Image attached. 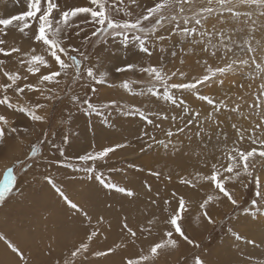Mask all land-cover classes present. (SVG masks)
Returning a JSON list of instances; mask_svg holds the SVG:
<instances>
[{
    "label": "rangeland",
    "instance_id": "1",
    "mask_svg": "<svg viewBox=\"0 0 264 264\" xmlns=\"http://www.w3.org/2000/svg\"><path fill=\"white\" fill-rule=\"evenodd\" d=\"M58 2L62 7L66 4L84 6L87 0H58ZM152 3L153 0H137V3L125 0L126 6L132 10L134 15H138ZM25 10L26 0H19V2L17 0H0V17L6 18ZM259 17L254 19L251 16V19L257 21ZM116 18L127 17L121 13ZM236 23L235 27H242L240 22ZM257 23H264V19H260ZM243 26L245 31L238 32V40H236L241 44V47H244L242 38L247 34L246 26ZM216 27L219 28L220 25L216 24ZM26 32L27 35L19 32L15 27L10 28L6 36H0L6 41L2 47L5 49L18 47L22 52H28L35 47L37 54H44L41 46L34 44L29 39L32 35L31 30H26ZM261 32H264V29L258 30L254 35L263 36L258 34ZM68 35L71 39L67 43L81 46V38L75 36V29ZM161 35L167 37L168 33L162 31ZM233 38L235 39V36ZM252 42L255 44V39ZM175 44L176 40L172 38L150 43L149 47L153 50L150 60L146 56L133 55L138 52L134 41H130L128 46H123L117 39L103 44L102 47L98 45L97 49L89 47L90 61L86 62L85 66H91L94 70H98L97 75L100 72L108 73L107 82L98 86L96 94L92 93L91 87H85L83 81L73 83L71 76L66 80L63 76L59 78L61 80V84L58 86V89L61 90V100L59 101H44L39 93L29 92L27 89L20 96H17L14 90H8L7 93L0 90V98L7 94L14 105L31 106L38 99L39 102L48 104L46 109L37 110L38 115L47 116L46 124L33 122L24 113L16 111L15 107L8 109L5 105H0V115H5L9 125L18 129L17 133L6 132L4 140L0 141V167L12 159L15 160L12 161L14 163L17 159L31 163L32 161L27 160L26 153L29 152L33 144H36L38 151L45 158L38 160L27 175L20 171V166L16 163L11 166L23 194L10 199L6 206L0 207V233L6 235L23 251L24 256L28 257L25 258L26 261L21 260L22 264H44L47 259H53V254L49 251L58 255L54 261L55 264L57 261L59 264H63L66 258H70V252L81 242H87L90 249L86 259L80 258L83 260V264H121L123 258L138 255L142 248L149 247L152 240L159 239L165 229L164 218L178 206L180 196L185 198L187 208L182 220V227L185 234L194 243L187 244L180 241L178 248L162 250L154 264H194L197 256L203 259L205 264H264V216L257 215L256 218H253L252 215L245 214L243 211L244 208L251 209L250 202L255 199L253 195L254 183H249L247 177L230 182V185L228 183L227 186L235 193L240 207L234 210L226 199L214 202L210 205L209 212L216 223L209 224L201 216L199 205L207 195V188L211 192L212 190L207 184L201 187L204 182H197L195 179L198 172H207L211 164L217 162V158L222 157L223 153L234 145L242 149L250 150L252 147H256L259 150L260 146L251 145L247 137L241 144L232 124H237L241 129H249L258 122L255 113L251 114V119L245 120L243 117L248 116L251 112L248 104L254 101V93L258 92L261 78L255 80L259 76L253 71L254 65L240 72V77L235 79L234 85L243 88L239 93L243 95V98H247L244 101L239 94L234 93L233 84L229 85L230 88L226 87L223 77L217 78L213 84L198 86L200 94L210 97L215 102L225 100L229 109L215 113L212 116V121L203 126L202 140L195 137L197 131L195 125L187 128L184 133L167 137L165 133L169 129L175 132L176 127H183L187 119L191 117V113L199 112L200 119L205 120L208 113L213 111L212 106L197 99L193 93L176 92L177 98H184L191 110L190 113L185 114L182 109L163 100L162 86H157L161 93L159 99L148 95L146 74L139 72L135 74L116 73L114 69L121 65L126 58L139 62L141 66H147L149 63L157 64L162 60L167 72L179 69L184 71L188 78H192L203 74L206 68L205 59H207L208 65H210L209 61H212L213 67L223 66V60L219 57H205L199 47L193 49L185 46L186 50L183 52H180L177 47L178 56L173 59L170 56V51ZM244 55L247 58L248 54ZM259 55L257 53L256 58ZM0 59L5 62L2 67L6 71L18 72L22 77L29 76L26 81L19 80L18 85L37 83V77L27 74V66H21L19 63L23 59L20 54L13 53L7 57L0 55ZM181 60L184 61L183 64L180 63ZM42 71L47 72L46 69H42ZM219 79H223V85L219 83ZM125 80L131 83V92L122 88V82ZM7 82L3 73H0V84ZM214 84L216 87H213ZM230 89L232 90L230 91ZM70 95H79L81 98L91 97L92 102L98 104L116 99L126 107L134 105L146 112L153 113L150 118L154 123L147 124L138 115L119 110L105 111L102 116H88L84 114L83 109L78 110L69 102ZM238 102H240V110L235 113L230 111ZM161 112L168 116L167 120L157 118L155 113ZM173 115L177 117L175 122L171 119ZM216 120L220 121L219 126L214 123ZM157 123L161 124L160 128L155 127ZM44 128L50 134L55 132L54 141L57 147L65 149V157L61 159L76 157L87 150H98L96 148L100 149L114 143H127V148L118 149L115 154H110V159L101 162L104 167L100 168L99 172H103L112 183L134 191V197H125L115 191L103 189L94 179H89L83 173L49 165L48 161L60 157L59 153L51 149L50 146L39 144V139L42 138L41 129ZM144 131L148 135L142 137L141 133ZM65 134L69 136L68 144L61 142ZM190 137L192 138L190 139ZM141 159L147 162L142 163ZM205 161H207V167H205ZM221 162L226 164V161ZM130 163L139 165L142 171L129 168ZM252 165L254 168L251 167ZM180 167H182L180 170L182 174H179ZM110 168L111 171H109ZM250 168L254 176H259L262 185H264V159L258 155L250 158ZM150 172L160 173L159 178L151 175ZM43 174L54 177L65 194L88 211L92 218L90 223L83 214L78 215L66 207L63 200L45 184ZM182 176L192 179L195 187L181 184L179 180ZM242 181L248 183L247 188L243 187ZM145 182L151 185V191L145 187ZM29 188L31 189L29 190ZM157 193H159L158 196ZM173 193H176L175 199ZM192 193L199 195L198 202L196 199L192 201L194 196ZM152 200H156L157 203L153 204ZM165 200H168L169 204L165 205ZM55 205L57 208L61 207L63 212L56 214ZM251 211L255 212L256 210L251 209ZM50 217L52 218L50 219ZM125 219L129 227L137 231L135 243L122 230ZM149 220H153V225L148 224ZM98 221L100 222L98 223ZM64 222L65 224H62ZM60 226L63 228L59 229ZM141 226H144L145 229L151 227V236H148L147 230L141 233ZM230 227L240 234L241 239L237 240L227 232ZM94 230L97 231V236L88 241L87 236ZM248 240H254L256 243L249 244ZM27 247L28 249L33 248V256L25 253ZM44 247L46 249H43ZM109 248L112 249V253L106 256L96 257L91 254L96 251H107ZM9 256L18 259L7 249L6 244L0 241V263ZM77 264H80L79 260Z\"/></svg>",
    "mask_w": 264,
    "mask_h": 264
},
{
    "label": "snow or ice",
    "instance_id": "2",
    "mask_svg": "<svg viewBox=\"0 0 264 264\" xmlns=\"http://www.w3.org/2000/svg\"><path fill=\"white\" fill-rule=\"evenodd\" d=\"M129 2L137 3V0H129ZM137 6L139 5L137 4ZM253 6L260 9L259 16L264 17V0H153L152 5L142 10L138 15H134L132 10L126 6L125 0H87L84 6L66 4L63 7L58 0H26V10L22 13L10 15L6 18L0 17V36H6L8 30L12 27L17 28L19 32L25 35H27L26 30H31L32 35L29 39L34 44L40 45L44 54H37L35 47L28 52H22L18 47L5 49L2 45L6 41L0 38V55L7 57L13 53L20 54L23 59L19 63L21 66H27V74L37 77V83L18 85L19 80L26 81L29 76L24 75L22 77L18 72L6 71L2 67L5 63L4 60L0 59V73H3L8 81L0 84V90H3L4 93H7L8 90H14L15 94L20 96L27 89L29 92L39 93L44 101H59L61 100V90L58 89L61 84L59 78L63 76L66 80L71 76L73 83L83 81L84 86L91 87L92 93L96 94L98 86L107 82L108 73L100 72L97 75L98 70H94L91 66H85L86 62L90 61L89 47L97 49L98 45L102 47L103 44L117 39L123 46H128L130 41H134L138 52L133 55L146 56L150 60L153 55V50L149 47L150 43L172 38L176 40V44L170 51V56L173 59L178 56L177 47H179L180 52H183L186 50L185 46H188L193 49L199 47L205 57H219L221 60H227V62L224 66L212 67L208 65V61L205 59L206 68L203 74L192 78H188L187 74L179 69L170 73L167 72L162 60L157 64L149 63L147 66H141L139 62L126 58L121 65L115 67L114 71L116 73L135 74L139 72L146 74L148 95L159 99L161 93L157 86H162L163 100L170 102L176 108L182 109L185 114L190 113L191 110L184 98H177L176 92L193 93L197 99L211 105L213 111L208 113L205 120L200 119L199 112L191 113V117L187 119L183 127H176L175 132L169 129L165 133L167 137H172L175 134L184 133L187 128L195 125L197 127L195 137L202 140L204 135L203 126L212 121V116L215 113L229 109V105L225 100L215 102L210 97L200 94L198 86L213 84L217 78L224 77L229 72H243L246 68L254 65L253 71L261 77V83L258 92L254 93V101L248 104V108L251 110L250 114L243 118L245 120L251 119V114L255 113L258 122L254 123L249 129H241L235 123L232 124V128L235 130L241 144L247 137L251 145L260 146L259 150L256 147L247 150L234 145L231 149L225 151L222 157L217 158V162L212 163L207 172H198L195 179L197 182H204L201 187L207 184L212 190V193L207 194L199 205L200 214L207 223H216L209 212V207L214 202L226 199L234 210L240 207L235 193L227 185L229 182L241 180L242 177H247L248 182L255 185L253 193L255 199L251 200L250 203L251 209L256 211L252 212L250 208H244V213L252 215L253 218H256L257 215L264 216V210H261L264 208V203H262L264 202V185H262L259 176H254L250 168V158L258 155L264 159V41L256 40L255 44L252 42L255 39V32L264 29V23L258 24L256 20L251 19L252 13L246 9ZM242 9H245V11H241ZM121 13L127 18H116ZM236 22L246 26L247 34L242 38L244 47H241V44L233 38L238 32L245 31V27H235ZM210 24L211 27H209ZM216 24H219L220 27L217 28ZM73 29H75V36L81 38L82 47L67 43L71 39L68 33ZM162 31L168 33V36L161 35ZM238 52L247 53V58H240ZM257 53L260 54L259 61L256 58ZM180 63L183 64L184 61L181 60ZM42 69H46L47 72L42 71ZM177 77L179 79H175ZM223 82V79H219L221 85H223ZM122 88L131 92V83L128 80L123 81ZM69 102L76 106L78 110L83 109L84 114L88 116H102L105 111L119 110L138 115L147 124L154 123L153 119L150 118L153 113L146 112L134 105L126 107L116 99L98 104L93 103L91 97L81 98L79 95H70ZM0 105H5L8 109L15 107L16 111L24 113L33 122L45 124L47 122V116L38 115L37 110L46 109L48 104L39 102V99L31 106L14 105L10 97L5 94L0 98ZM239 110V104L230 109L234 113ZM155 115L161 120L168 119V116L162 112L155 113ZM171 119L175 122L177 117L173 115ZM214 123L219 126L220 121L216 120ZM155 127L160 128L161 124L157 123ZM17 131L18 129L15 126L9 125L5 115H0V141L4 140L6 132L17 133ZM24 131H27V129H24ZM41 132L42 138L39 139V144L50 146L51 149L59 153L60 157L48 161L49 165H55L58 168H69L74 172L83 173L89 179H94L103 189L115 191L125 197H134V191L112 183L110 179L105 177L103 172H99V169L104 167L101 162L110 159V154H115L118 149L127 148V143H114L98 150L85 151L76 157L61 159L65 157V149L57 147L54 141L56 133L52 132L50 134L46 128L41 129ZM147 135L146 131L141 133L142 137ZM61 142L68 144L69 136L67 134L63 135ZM26 158L32 162L27 163L22 159H17L15 162L20 166V171L24 175H27L35 167L38 160L45 159L42 153L38 151L36 144L30 147L29 152L26 153ZM221 161H226V164ZM207 166V161H205V167ZM128 167L136 171H142L140 166L135 163H130ZM251 167L254 168V165ZM111 170L110 168L109 171ZM150 174L158 178L160 176L158 172H150ZM168 179H171V177H168ZM43 181L63 200L68 209L78 215L83 214L89 223L91 222L92 218L87 210L80 204L73 202L64 190L58 186L54 177L43 174ZM179 182L195 187L193 180L187 177H180ZM242 184L244 188L248 187V183L242 181ZM145 187L148 191H151V185L146 182ZM22 194L23 190L18 186L14 169L7 168L3 179L0 180V207L6 206L10 199ZM158 195L159 193H157ZM172 195L175 199L176 193ZM152 203L156 204L157 201L152 200ZM164 204H169V201L165 200ZM186 211L185 198L180 196L178 206L164 218L165 229L159 239L152 240L149 247L147 249L142 248L138 255L123 258L121 264H154L155 259L162 250L176 249L180 241L193 244V240L185 234L182 227V220ZM102 219L101 217L100 220L102 221ZM153 223V220L148 221L149 225H153ZM122 230L135 243L137 231L129 227L126 219L122 224ZM145 230H147L148 236H151V227L147 229L144 226L140 227L141 233ZM227 232L231 233L235 239H241L240 234L235 232L234 228H228ZM95 236H97V231L94 230L87 236V240L91 241ZM0 241L6 244L11 253L21 260L24 259L23 251L6 235L0 234ZM247 243L255 244L256 242L248 240ZM89 252V244L81 242L70 252V258H66L63 264H77L78 260L80 264H83V260H80V258L86 259ZM110 253H112L111 248L107 251H96L91 254L100 257ZM57 264H59V261H57ZM194 264H205V261L197 256Z\"/></svg>",
    "mask_w": 264,
    "mask_h": 264
},
{
    "label": "bare ground",
    "instance_id": "3",
    "mask_svg": "<svg viewBox=\"0 0 264 264\" xmlns=\"http://www.w3.org/2000/svg\"><path fill=\"white\" fill-rule=\"evenodd\" d=\"M247 11H250L251 13H252V17H254V19H257L256 17H259V12H260V9H256L254 6L252 7V8H250V9H246ZM241 11H245V9H242ZM253 19V18H252ZM259 20L260 19H264V17H259L258 18ZM259 20H257V22H259ZM237 24V23H236ZM239 24V23H238ZM242 25V24H241ZM242 27H244L243 25H242ZM237 28H240V26L239 27H237ZM257 32V31H256ZM259 35H263V36H255V42H256V40H260V41H264V32H261V33H258ZM234 40H238V35L236 34L235 35V39ZM244 54H246L245 52H243V53H239L238 55L240 56V58H246V55H244ZM242 55V56H241ZM260 56V55H259ZM259 56L257 57V60L259 61ZM220 60V59H219ZM217 61V60H216ZM223 62V66H224V64L227 62V60H223L222 61ZM209 64H210V66H212L213 67V65H211L212 64V61H209ZM222 66V65H221ZM240 72H236V73H232V72H229V73H227L224 77H223V79H224V81L226 82V87H229L230 88V84H233V90H234V93H237V94H239L241 97L243 96L241 93H239L240 91H242V87L240 88L239 86H236V85H234V82H235V79L236 78H239L240 77ZM221 78V77H220ZM259 78H261V77H256L255 78V80H257V79H259ZM228 85V86H227ZM213 87H216L215 86V84L213 85ZM232 88V87H231ZM232 89H230V91H231ZM245 99H247V98H243L242 97V100L244 101ZM240 102H238V104H239ZM95 137H97V136H95ZM100 142V141H99ZM98 142V143H99ZM96 148V147H95ZM96 149H99V148H96ZM88 151V150H87ZM15 152V151H14ZM18 156H19V154H18ZM9 158V157H8ZM7 159V158H6ZM14 159H12V160H10V161H8L6 164H4L2 167H0V180H2L3 179V176H4V172H5V170L7 169V168H9V167H11L13 164H15L14 162H12ZM15 161V160H14ZM141 162L142 163H146L143 159H141ZM5 163V162H4ZM181 168L182 167H180L179 168V174H182V173H180V170H181ZM70 182V181H69ZM229 185H230V182H229ZM30 187H32V186H30ZM31 188H29V190H30ZM27 191V190H26ZM81 191V190H80ZM207 192H206V194H210V193H212L210 190H209V188H207V190H206ZM81 192H83V191H81ZM73 193V192H72ZM192 195H194L193 196V198H192V201H193V199H196V201L198 202V196L199 195H197V194H193L192 193ZM111 197V196H110ZM48 198V197H47ZM81 198V197H80ZM190 198V197H189ZM188 198V199H189ZM195 203V202H194ZM44 204V203H43ZM54 208H57L56 207V205L54 206ZM58 209H61V210H58ZM57 211V212H56ZM56 211H55V213L56 214H59V213H62L63 212V210H62V208L61 207H58L57 209H56ZM88 212V211H87ZM70 213V212H69ZM59 216V215H58ZM64 217V216H63ZM52 217H50V219H51ZM57 218H61V217H57ZM64 219H66V218H64ZM54 221H56V220H54ZM60 222V221H59ZM2 223V222H1ZM60 224H61V222H60ZM62 224H65V222L64 223H62ZM74 225V224H73ZM37 226V225H36ZM33 227V226H32ZM63 227L62 226H60V228L59 229H62ZM36 230V229H35ZM62 232V231H61ZM1 234V233H0ZM63 234V233H62ZM13 235V234H12ZM12 237V236H11ZM15 237V236H14ZM23 237H25V236H23ZM23 240V239H22ZM67 240V239H66ZM17 241V240H16ZM208 241V240H207ZM19 243H22V242H20L19 241ZM24 243V242H23ZM25 244V243H24ZM23 244V245H24ZM22 245V246H23ZM24 246H26V245H24ZM92 246V245H91ZM40 248H42V247H40ZM33 249V248H32ZM32 249L30 248V249H28V247H27V249H25V253H27L28 255H30V256H33L32 255ZM43 249H46V247H44ZM51 254H53L52 255V257H53V259L52 260H50V259H47L46 261H44V264H55L54 263V261H56V258H57V254L55 253V252H51V251H49ZM24 254V253H23ZM25 255V254H24ZM35 257V256H34ZM25 258H28L27 256H24V259H23V261H26L25 260ZM33 260H34V258H33ZM0 264H22V261H21V259L18 257V259L17 258H13L12 256H9V257H7L6 259H4V260H2L1 261V263ZM57 264V263H56Z\"/></svg>",
    "mask_w": 264,
    "mask_h": 264
}]
</instances>
